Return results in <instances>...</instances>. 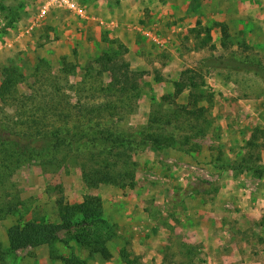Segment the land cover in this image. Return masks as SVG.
Listing matches in <instances>:
<instances>
[{"label":"rangeland","instance_id":"obj_1","mask_svg":"<svg viewBox=\"0 0 264 264\" xmlns=\"http://www.w3.org/2000/svg\"><path fill=\"white\" fill-rule=\"evenodd\" d=\"M47 2L0 0V84L6 68L23 77L16 98L0 108L21 113L31 83L42 86L47 70L58 76L72 64L69 81L82 86L65 93L89 103L107 99L101 123L135 139L148 127L162 130L172 134V146L128 147L114 160L117 182L92 188L82 177L83 156L13 171L0 199L19 203L21 214L0 221L5 263L62 264L46 246L8 252L7 229L33 221L56 236L58 255L87 264H123L122 248L141 264H264V170L240 167L250 158L264 168V76L235 69L253 60L264 71V0H73L74 8ZM105 51L129 63L137 95L100 89L109 77L87 67ZM39 60L47 66L35 77ZM191 94L199 96L196 104ZM87 195L100 201L101 220L64 229L55 201L78 203ZM94 238L105 242L108 259L90 253Z\"/></svg>","mask_w":264,"mask_h":264},{"label":"trees","instance_id":"obj_2","mask_svg":"<svg viewBox=\"0 0 264 264\" xmlns=\"http://www.w3.org/2000/svg\"><path fill=\"white\" fill-rule=\"evenodd\" d=\"M235 63V61H232ZM238 67L245 72H252L255 76L263 77L264 71L256 61H249L252 66L245 67L240 61ZM46 63L39 60L35 68L34 76H43ZM98 67V76L109 77V83L104 84L100 81V89L105 92L129 91L138 94V85L130 70L129 63L119 60L113 51H105L96 58L88 67L92 71ZM88 71V72H89ZM48 74L42 86L36 82L30 84V96L23 98L29 99V105L21 106L22 112H15L14 115L6 113L0 108V188L10 179L11 173L25 165L33 163L51 166V162L68 157L83 156L85 161L82 163V177L86 187H97L100 184H114L117 182V175L114 173L116 166L115 159L120 158L129 148L137 146L144 148L151 145L157 149L169 148L172 146V134L162 130L154 131L150 127L139 132L137 139L133 134L118 131L111 126L100 122L103 110H107L111 103L106 99L101 103L83 101L78 95L72 99L70 94L65 93V89L78 94L81 84H72L69 81L70 75L76 74V65H63L60 74L55 76L47 70ZM185 77V76H183ZM64 81L60 85L61 81ZM23 82V77L13 68H6L3 80L0 84V104L5 105L7 98L15 99L18 84ZM188 83L193 89L197 88L191 77ZM74 95V93H73ZM192 95V94H191ZM194 104L199 96L192 95ZM37 97H40L37 99ZM23 102L20 101V103ZM33 104V112L29 106ZM31 112V115H30ZM74 112L76 116H73ZM84 118L83 121H80ZM23 117L30 118L29 121ZM81 117V118H80ZM48 119L52 121L50 129L47 128ZM68 122H75L76 125L68 128ZM23 123L28 129L16 131L17 124ZM112 158L113 161L110 160ZM101 160L98 167L89 166ZM126 161H124V165ZM245 170H258L262 172L264 168L253 166L251 159L244 167ZM5 189V188H4ZM59 220L64 229H69L77 222L84 224H96L103 216L100 201L92 196H85L81 202L68 203L62 197L55 201ZM19 203L6 202L0 199V221L7 217L20 215ZM8 252H15L27 247L38 248L46 246L49 248V258L59 260L62 264H87L77 256L71 255L63 257L57 254L55 243L56 236L43 230L42 226L33 221L17 223L7 229ZM89 240V239H88ZM90 240L89 245L94 246L90 253H98L104 259L110 257L104 241ZM80 241V239H79ZM94 241H96L94 243ZM123 264H141L140 259L130 253L128 249L122 248L119 252ZM5 252L0 250V264H7L4 261Z\"/></svg>","mask_w":264,"mask_h":264},{"label":"built area","instance_id":"obj_3","mask_svg":"<svg viewBox=\"0 0 264 264\" xmlns=\"http://www.w3.org/2000/svg\"><path fill=\"white\" fill-rule=\"evenodd\" d=\"M50 5H56L60 8H74V2L73 0H49L47 2Z\"/></svg>","mask_w":264,"mask_h":264}]
</instances>
